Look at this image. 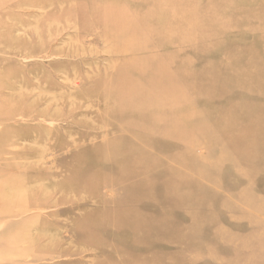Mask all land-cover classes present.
<instances>
[{
	"label": "rangeland",
	"instance_id": "obj_1",
	"mask_svg": "<svg viewBox=\"0 0 264 264\" xmlns=\"http://www.w3.org/2000/svg\"><path fill=\"white\" fill-rule=\"evenodd\" d=\"M263 26L264 0H0V264H264Z\"/></svg>",
	"mask_w": 264,
	"mask_h": 264
},
{
	"label": "bare ground",
	"instance_id": "obj_2",
	"mask_svg": "<svg viewBox=\"0 0 264 264\" xmlns=\"http://www.w3.org/2000/svg\"><path fill=\"white\" fill-rule=\"evenodd\" d=\"M218 1H219V0H218ZM221 1H223V0H221ZM225 1H226V0H225ZM227 1H229V0H227ZM235 2H236V0H235ZM237 3H238V1H237ZM224 4H226V3H223L222 6H224ZM231 4H232V3H231ZM252 5H254V4H252ZM226 6H228V5L226 4V5L224 6V8H225ZM230 6H231V5H230ZM234 6H237V5H234ZM233 8H234V7H233ZM237 8H238V7H237ZM222 9H223V8H222ZM227 9H228V8H227ZM227 9H226V10H227ZM230 9H232V8H230ZM234 9H235V8H234ZM224 10H225V9H224ZM232 10H233V9H232ZM222 11H223V10H222ZM222 11H221V14H222ZM229 11H230V10H229ZM235 11H236V10H235ZM233 12H234V11H233ZM223 13H224V12H223ZM258 13H259V12H258ZM225 15H226V14H225ZM229 15H230V14H229ZM258 16H259V15H258ZM247 17H248V16H247ZM249 18H250V17H248V19H249ZM251 18H252V17H251ZM256 19H257V18H256ZM160 20H161V19H160ZM251 20H252V19H251ZM258 20H259V18H258ZM236 21H237V20H236ZM244 21H245V20H244ZM262 21H263V20H262ZM156 23H158V22H156ZM156 23H155V24H156ZM159 23H160V22H159ZM162 23H163V22H162ZM162 23H161V24H162ZM244 23H245V22H244ZM256 23H257V22H256ZM256 23H255V24H256ZM155 24H154V25H155ZM240 24H241V22H240ZM258 24H259V23H258ZM173 25H174V24H173ZM251 25H252V24H251ZM159 26H160V25H159ZM240 26H241V25H240ZM242 26H243V25H242ZM153 27H154V26H153ZM250 27H252V26H250ZM263 27H264V26H263ZM173 28H174V26H173ZM173 28H172V31H173ZM175 28H176V26H175ZM257 28H258V27H257ZM252 29H253V28H252ZM255 29H256V28H255ZM260 29H261V28H260ZM160 30H162V29H160V27H159V32H160ZM174 32H175V30H174L173 32H171V33H174ZM146 33H149V32H146ZM160 33H163V32H160ZM160 33H159V34H160ZM175 33H176V32H175ZM183 33H185V32H183ZM186 33H187V32H186ZM186 33H185V35H186ZM168 34H169V33H168ZM145 35H146V34H145ZM165 35H166V34H165ZM117 36H118V35H117ZM147 36H148V35H147ZM147 36H146V37H147ZM175 36H176V37H180V36H177V34H175ZM188 36H189V35H188ZM149 37H150V34H149ZM186 37H187V36H186ZM97 38H98V37H97ZM97 38H95V39H97ZM127 38H128V37H127ZM142 38H143V37H142ZM187 38H188V37H187ZM189 38H190V37H189ZM197 38H198V37H197ZM89 39H90V38H89ZM144 39H145V38H144ZM156 39H157V38H156ZM172 39H173V38H172ZM176 39H178V38H176ZM120 40H121V39H120ZM125 40H126V37H125ZM188 40H189V39H188ZM92 41H93V40H92ZM131 41H132V40H131ZM131 41H130V43H131ZM133 41L137 42L136 39H134ZM139 41H140V39H139ZM142 41H143V40H142ZM144 41H145V40H144ZM165 41H166V40H165ZM102 42H103V41H102ZM121 42H122V41H121ZM123 42H124V41H123ZM128 42H129V40H128ZM128 42H127V43H128ZM145 42H146V41H145ZM199 42H200V41H199ZM146 43H147V42H146ZM146 43H145V44H146ZM159 43H160V42H159ZM162 43H163V42H162ZM171 43H172V42H171ZM137 44H138V43H137ZM145 44H144V45H145ZM149 44H151V42L148 43V45H149ZM129 45H130V44H129ZM139 45H140V44H139ZM146 45H147V44H146ZM151 45H152V44H151ZM98 46H99V45H98ZM107 46H108V45H107ZM109 46H110V45H109ZM114 46H115V45H114ZM140 46H141V45H140ZM140 46H138V47L140 48ZM123 47H124V45H123ZM135 47H136V45H135ZM141 47H142V46H141ZM149 47H150V46H149ZM149 47H147V48H149ZM173 47H174V46H173ZM250 47H251V46H250ZM250 47H248V48H250ZM255 47H256V46H255ZM118 48H119V47H118ZM120 48L122 49V47H120ZM168 48H169V47H168ZM175 48H176V47H175ZM115 49H116V48H115ZM115 49H114V51H115ZM132 49H133V48H132ZM136 49H137V48H136ZM169 49H170V48H169ZM176 49H177V48H176ZM252 49H254V48H252ZM130 50H131V48H130ZM133 50H134V49H133ZM141 50H142V48H141V49H138L137 52H139V51L142 52ZM147 50H148V49H147ZM167 50H168V49H167ZM255 50H257V49H255ZM112 51H113V48H112ZM122 51H123V50H122ZM148 51H149V50H148ZM161 51H162V50H161ZM205 51H206V50H205ZM244 51H245V50H244ZM246 51H247V50H246ZM115 52H116V51H115ZM118 52H119V51H118ZM123 52H124V51H123ZM134 52H135V51H133V54H134ZM146 52H147V51H146ZM149 52H150V51H149ZM152 52H154V51H152ZM257 52H258V51H257ZM156 53H157V52H156ZM165 53H167L166 50H165ZM171 53H175V51H174V52H171ZM185 53H186V52H185ZM185 53H184V54H185ZM203 53H204V52H203ZM229 53H231V52H229ZM229 53H227V54H229ZM236 53H237V52H236ZM241 53H242V52H241ZM131 54H132V53H131ZM135 54H136V52H135ZM137 54H138V53H137ZM152 54H153V53H152ZM152 54H151V55H152ZM159 54H160V52H159ZM184 54L182 55V57L184 56ZM187 54H188V52H187ZM191 54H192V52H191ZM204 54H206V53H204ZM237 54H238V53H237ZM242 54H243V53H242ZM160 55H161V54H160ZM167 55H170V54L167 53ZM174 55H175V54H174ZM185 55H186V54H185ZM200 55H201V54H200ZM235 55H236V54H235ZM172 56H173V55H171V60H172ZM175 56H176V57H174V58H177V55H175ZM180 56H181V55H180ZM180 56H178V57H180ZM196 56H197V55H196ZM196 56H195V57H196ZM229 56H230V55H229ZM231 56H233V55H231ZM238 56H239V55H238ZM155 57H156V56H154V58H155ZM182 57H181V58H182ZM189 57H190V55H189ZM233 57H236V56H233ZM181 58H180V60H182ZM187 58H188V57H187ZM224 58H226V57H224ZM150 59H151V58H150ZM147 60H148V59H147ZM183 60H184V59H183ZM202 60H203V59H202ZM232 60H235V59L233 58ZM232 60H231V61H232ZM252 60H253V59H252ZM131 61H132V60H131ZM174 61H175V60H174ZM141 62H142V61H141ZM150 62H151V61H150ZM232 62H233V61H232ZM234 62H235V61H234ZM242 62H243V61H242ZM251 62H252V61H251ZM257 62H258V61H257ZM133 63H135V62H133ZM197 63H198V61H197ZM211 63H212V62H211ZM254 63H256V62H254ZM144 64H145V63H143V66H144ZM173 64H174V63H173ZM176 64H177V63H175V65H176ZM183 64H185V63L183 62ZM206 64H207V63H206ZM212 64H214V63H212ZM236 64H237V63H236ZM137 65H138V64H137ZM166 65H167V63H166ZM178 65H180V64H179V60H178ZM187 65H189V64H186V67H188ZM209 65H210V63H209ZM232 65H233V64H232ZM129 66H130V65H129ZM140 66H141V65H140ZM145 66H146V65H145ZM176 66H177V65H176ZM254 66H255V65H254ZM262 66H263V65H262ZM151 67H153V66H151ZM164 67L167 69L168 66H167V67L164 66ZM181 67L183 68L182 65H181ZM197 67L200 68L199 66H197ZM207 67H208V65H207ZM207 67H206V68H207ZM210 67H211V66H210ZM136 68H137V67H136ZM140 68H141V67H139L138 70H140ZM147 68H148V67H147ZM169 68H170V67H169ZM177 68H180V67L177 66ZM204 68H205V67H204ZM253 68H255V67H253ZM134 69H135V68H134ZM141 69H143V68H141ZM162 69H163V68H162ZM215 69H216V68H215ZM246 69H247V68H246ZM260 69H261V68H260ZM262 69H263V68H262ZM111 70H112V69H111ZM127 70H129V68H128ZM147 70H148V69H147ZM147 70H146V71H147ZM151 70H152V69H151ZM151 70H150V71H151ZM204 70H205V69H204ZM250 70H251V69H250ZM141 71H142V70H141ZM141 71H140V73H141ZM164 71H165V70H164ZM168 71H170V70H168ZM188 71H189V69L187 70V72H188ZM191 71H192V70H191ZM199 71H200V69H199ZM202 71H203V70H202ZM215 71H216V70H215ZM248 71H249V68H248L247 72H248ZM261 71H262V70H261ZM263 71H264V70H263ZM126 72H127V71H126ZM182 72H183V70H182ZM200 72H201V71H200ZM206 72H207V71H206ZM252 72H253V71H252ZM254 72H255V71H254ZM258 72H259V71H258ZM258 72H256V73L258 74ZM140 73H139V74H140ZM170 73H171V72H170ZM170 73H169V75H167V76H170ZM204 73H205V72H204ZM215 73H216V72H215ZM217 73H218V72H217ZM242 73H243V75H244V72H242ZM248 73H249V72H248ZM259 73H260V72H259ZM262 73H264V72H262ZM157 74H158V73H157ZM157 74H156V75H157ZM166 74H167V73H166ZM183 74H184V73H183ZM240 74H241V73H240ZM245 74H247V73H245ZM250 74H251V73H250ZM254 74H255V73H254ZM132 75H133V74H132ZM188 75H189V74H188ZM229 75H230V74H229ZM241 75H242V74H241ZM243 75H242V76H243ZM259 75H261V74H259ZM157 76H158V75H157ZM157 76H156V77H157ZM173 76H174V75H173ZM173 76H172V77H173ZM175 76H176V75H175ZM199 76H200V75H199ZM208 76H209V75H208ZM214 76H215V75H214ZM244 76H245V75H244ZM132 77H133V76H132ZM135 77H136V76H135ZM152 77H153V76H151V78H152ZM180 77H181V76H180ZM197 77H198V76H197ZM197 77H196V79H197ZM204 77H205V76H204ZM245 77H246V76H245ZM130 78H131V77H130ZM174 78H175V77H174ZM200 78H201V77H200ZM230 78H231V77H230ZM75 79H76V78H75ZM126 79H127V77H126ZM153 79H154V78H153ZM164 79H165V77H164ZM168 79H169V78H168ZM178 79H179V78H178ZM242 79H243V77H242ZM250 79H251V78H250ZM124 80H125V79H124ZM205 80H206V77H205ZM205 80H203V81H205ZM207 80H208V79H207ZM258 80H259V79H258ZM258 80H257V81H258ZM133 81H134V80H133ZM133 81H132V82H133ZM151 81H154V82H155V80H151ZM168 81H169V80H168ZM168 81H167V82H168ZM179 81H180V80H179ZM195 81H196V80H195ZM198 81H199V78H198ZM208 81H209V80H208ZM231 81H232V80H231ZM244 81H245V80H244ZM177 82H178V80H177ZM196 82H197V81H196ZM206 82H207V81H206ZM95 83H96V82H95ZM126 83H128V82H126ZM147 83H148V81H147ZM158 83H159V82H158ZM170 83H172V80H171ZM178 83H179V82H178ZM188 83H189V82H188ZM138 84H139V82H138ZM141 84H142V83H141ZM156 84H157V83H156ZM164 84H166V83H164ZM244 84H245V82H244ZM131 85H132V84H131ZM157 85H160V84H157ZM157 85H156V86H157ZM194 85H196V84H193V86H194ZM208 85H209V84H208ZM254 85H255V84H254ZM128 86H129V84H128ZM133 86H135V85H133ZM152 86H154V85H152ZM167 86H168V85H167ZM169 86H170V85H169ZM171 86H172V85H171ZM188 86H189V85H188ZM131 87H132V86H131ZM136 87H137V86H136ZM164 87H165V86H164ZM195 87H196V86H195ZM140 88H141V87H140ZM150 88H151V87H150ZM162 88H163V87H162ZM187 88H188V87H187ZM201 88H202V87H201ZM220 88H221V87H220ZM246 88H247V87H246ZM158 89H159V88H158ZM170 89H171V88H170ZM184 89H185V88H184ZM194 89H195V88H194ZM206 89H207V88H206ZM129 90H130V88H129ZM132 90H133V89H132ZM132 90H130V91H132ZM152 90H153V89H152ZM160 90L162 91V89H160ZM181 90H182V89H181ZM199 90H201V89H199ZM148 91H149V90H148ZM158 91H159V90H158ZM188 91H189V89H188ZM195 91H196V90H195ZM203 91H204V90H203ZM217 91H218V90H217ZM258 91H260V90H258ZM164 92H165V91H164ZM167 92H168V91H167ZM167 92H166V93H167ZM186 92H187V91H186ZM196 92H197V91H196ZM209 92H210V91H209ZM219 92H221V91H219ZM138 93H139V92H138ZM138 93H137V96H138ZM142 93H143V92H142ZM145 93H146V92H145ZM149 93H150V92H149ZM157 93H158V92H157ZM198 93H200V92H198ZM205 93H206V92H205ZM254 93H255V92H254ZM127 94H128V93H127ZM150 94H151V93H150ZM150 94H148V95H150ZM181 94H183V93H181ZM181 94H180V95H181ZM187 94H188V93H187ZM203 94H204V93H203ZM216 94H217V93H216ZM242 94H243V93H242ZM252 94H253V93H252ZM129 95H130V94H129ZM156 95H157V94H156ZM161 95H162V93H161ZM196 95H197V94H196ZM199 95H201V93H200ZM206 95H207V94H206ZM127 96H128V95H127ZM135 96H136V95H135ZM159 96H160V95H159ZM168 96H169V95H168ZM173 96H174V95H173ZM256 96H257V95H256ZM139 97H140V96H139ZM162 97H163V96H162ZM162 97H161V98H162ZM187 97H188V96H187ZM191 97H192V96H191ZM196 97H197V96H196ZM199 97H200V96H199ZM207 97H208V96H207ZM220 97H221V95H220ZM193 98H194V97H193ZM108 99H109V98H108ZM149 99H150V97H149ZM166 99H168V98H166ZM207 99H208V98H207ZM207 99H206V100H207ZM216 99H217V98H216ZM218 99L220 100L221 98H218ZM102 100H103V99H102ZM150 100L152 101V97H151ZM153 100H154V99H153ZM155 100H156V99H155ZM173 100H177V99H173ZM210 100H212V99H210ZM214 100H215V99H214ZM225 100H228V98L225 99ZM156 101H157V100H156ZM156 101H155V102H156ZM243 101H245V100H243ZM107 102H108V101H107ZM153 102H154V101H153ZM155 102H154V103H155ZM171 102H172V101H171ZM214 102H215V101H214ZM227 102H228V101H226V103H227ZM108 104H109V103H108ZM112 104H113V102H112ZM114 104H115V103H114ZM134 104H135V103H134ZM173 104H175V103H173ZM140 105H141V103H140ZM143 105H144V103H143ZM157 105L159 106V103H158ZM161 105H163V104H161ZM192 105H193V103H192ZM218 105H219V104H217V106H218ZM113 106H114V105H113ZM145 106H146V105H145ZM152 106H153V105H152ZM165 106H166V105H165ZM175 106H177V104H175ZM181 106H182V105H181ZM184 106H188V104H187V105L185 104ZM190 106H191V105H190ZM219 106H221V105H219ZM166 107H167V106H166ZM178 107H179V106H178ZM101 108H102V107H101ZM138 108H139V107H138ZM138 108H137V109H138ZM141 108H142V107H141ZM153 108H154V106H153ZM175 108H176V107H175ZM221 108H222V107H221ZM107 109H108V108H107ZM110 109H111V107H110ZM142 109H143V108H142ZM154 109H156V108H154ZM192 109H193V108H192ZM194 109H195V108H194ZM215 109H217V107H216ZM150 110H151V109H150ZM173 110H174V109H173ZM173 110H172V111H173ZM198 110H199V109H198ZM205 110H207V109H205ZM102 111H103V110H102ZM111 111H112V110H111ZM186 111H187V110H186ZM186 111H185V112H186ZM106 112H107V110H106ZM141 112H142V111H141ZM164 112H165V111H164ZM189 112H190V111H189ZM193 112H194V111H193ZM198 112H199V111H198ZM151 113H152V112H151ZM199 113H200V112H199ZM206 113H207V112H206ZM104 114H105V113H104ZM166 114H167V113H166ZM174 114H175V113H174ZM178 114L181 115V114L179 113V111H178ZM214 114H215V113H214ZM99 115H100V113H99ZM107 115H108V114H107ZM149 115H150V114H149ZM153 115H154V114H153ZM101 116H104V115H101ZM101 116H100V117H101ZM165 116H166V115H165ZM172 116H173V115H172ZM176 116H177V115H176ZM185 116H187V114H185ZM193 116H194V115H193ZM212 116H213V115H212ZM216 116H217V115H216ZM108 117H109V116H108ZM141 117H142V115H141ZM146 117H147V116H146ZM153 117H154V116H153ZM187 117H188V116H187ZM195 117H197V116H195ZM198 117H199V116H198ZM96 118H97V117H96ZM106 118H107V116H106ZM106 118H105V119H106ZM142 118H143V117H142ZM147 118H148V117H147ZM149 118H150V117H149ZM209 118H210V116H209ZM170 119H172V118H170ZM96 120H97V119H96ZM98 120H99V118H98ZM110 120H111V119H110ZM173 120H174V119H173ZM179 120H180V118H179ZM185 120H186V119H184V122H185ZM190 120H191V119H190ZM91 121H92V120H91ZM99 121H100V120H99ZM153 121H154V119H153ZM175 121H176V120H175ZM204 121H205V120H203V123H204ZM86 122H87V121H86ZM94 122H95V121H94ZM115 122H116V121H115ZM158 122H159V121H158ZM171 122H172V121H171ZM177 122H178V121H177ZM190 122L192 123V120H191ZM193 122H194V121H193ZM107 123H108V122H107ZM148 123H149V122H148ZM150 123H151V122H150ZM161 123H163V122H161ZM161 123H160V124H161ZM168 123H170V122L168 121ZM191 123H190V124H191ZM261 123L263 124V122H261ZM154 124H155V123H154ZM164 124H165V122H164ZM166 124H167V123H166ZM190 124H189V126H192V125H190ZM253 124H254V123H252L251 125H253ZM262 124H260V125H262ZM100 125H101V123H100ZM100 125H99V126H100ZM108 125H109V124H108ZM173 125H174V124H173ZM162 126H163V125H162ZM150 127H151V126H150ZM158 127H159V126H158ZM175 127H176V126H175ZM192 127H193V126H192ZM194 127H195V126H194ZM203 127H204V126H203ZM251 127H252V126H251ZM146 128H147V127H146ZM166 128H167V127H166ZM189 128H190V127H189ZM248 128H250V127H248ZM158 129H159V128H158ZM173 129H174V128H173ZM173 129H172V131H173ZM176 129H177V127H176ZM176 129H174V130H176ZM192 129H193V128H192ZM228 129H229V128H228ZM156 130H157V129H156ZM190 130H191V129H190ZM230 130H233V129H230ZM141 131H142V130H141ZM195 131H196V130H195ZM205 131H206V130H205ZM251 131H252V130H251ZM209 132H210V131H209ZM209 132H208V133H209ZM249 132H250V131H248L247 134H248ZM258 132H259V131H258ZM136 133H137V132H136ZM205 133H206V132H205ZM205 133H204V135H205ZM148 134H149V133H148ZM148 134H147V135H148ZM159 134H160V133H159ZM167 134H168V133H167ZM169 134H170V133H169ZM169 134H168V135H169ZM201 134H202V133H201ZM206 134H207V133H206ZM243 134H245V133H243ZM255 134H257V133L255 132ZM130 135H131V134H130ZM168 135H167V136H168ZM175 135H176V134H175ZM186 135H187V134H186ZM227 135H229L228 132H227ZM253 135H254V134H253ZM111 136H112V135H111ZM140 136H141V135H140ZM142 136H144V135H142ZM167 136H166V137H167ZM170 136H171V134H170ZM172 136H173V135H172ZM205 136H206V135H205ZM256 136H257V135H256ZM151 137H152V136H151ZM157 137H158V135H157ZM161 137H162V136H161ZM166 137H164V138H166ZM241 137H242V136H241ZM248 137H250V135H249V136L247 135V138H248ZM251 137H252V136H251ZM133 138H134V137H133ZM141 138H142V137H141ZM154 138H155V137H154ZM158 138H159V137H158ZM195 138H196V137H195ZM199 138H200V137H199ZM206 138H207V137H206ZM206 138H205V140H208V139H206ZM227 138H228V136H227ZM227 138H226V139H227ZM263 138H264V137H263ZM120 139H121V137H120ZM167 139H168V138H167ZM170 139H172V138L170 137ZM260 139H261V138H260ZM155 140H156V139H155ZM187 140H188V139H187ZM201 140H203V139H201ZM224 140H225V139H224ZM123 141H124V140H123ZM137 141H138V140H137ZM173 141H175V140H173ZM198 141H199V140H198ZM250 141H251V140H250ZM256 141H257V140H256ZM259 141H260V140H259ZM175 142H176V141H175ZM179 142H181V141H179ZM202 142H203V141H202ZM263 142H264V141H263ZM139 143H140V141H139ZM173 143H174V142H173ZM184 143H185V142H184ZM187 143H188V142H187ZM207 143H208V142H207ZM227 143H228V142H227ZM227 143H226V144H227ZM241 143H242V142H241ZM241 143H240V144H241ZM245 143L247 144V142H245ZM149 144H150V143H149ZM153 144H155V143H153ZM208 144H209V143H208ZM256 144H257V143H256ZM85 145H86V144H85ZM176 145H178V143H177ZM183 145H184V144H183ZM254 145H255V143H254ZM128 146H129V145H128ZM135 146H136V145H135ZM151 146H152V145H151ZM154 146H155V145H154ZM154 146H153V147H154ZM184 146H185V145H184ZM223 146H224V145H223ZM237 146H238V145H237ZM225 147H226V146H225ZM154 148H155V147H154ZM182 148H183V146H182ZM184 148H185V147H184ZM187 148H188V145H187ZM256 148H257V147H256ZM135 149H136V148H135ZM145 149H147V148L145 147ZM180 149H181V148H180ZM188 150H189V149H188ZM141 151H142V150H141ZM146 151L148 152V151H151V150L149 149V150H146ZM146 151H145V152H146ZM177 151H178V150H177ZM182 151H183V150H182ZM223 151H224V150H223ZM227 151H228V150H227ZM253 151H254V150H253ZM165 152H166V151H165ZM178 152H179V151H178ZM208 152H210V151H208ZM211 152H213V151H211ZM38 153H39V152H38ZM38 153H37V154H38ZM161 153H163V152H161ZM173 153H174V152H173ZM181 153H182V152H180L179 154H181ZM223 153H224V152H223ZM233 153H234V152H233ZM244 153H245V152H244ZM21 154H22V153H21ZM41 154L43 155L42 152H41ZM121 154H123V153H121ZM158 154H159V153H158ZM170 154H171V153H170ZM185 154H186V153H185ZM228 154H229V153H228ZM248 154H249V153H248ZM22 155H23V154H22ZM126 155H127V153H126L125 155H123V156L125 157ZM145 155H148V154L145 153ZM145 155H144V157H146ZM150 155H151V154H150ZM162 155H163V154H162ZM171 155H172V154H171ZM244 155H245V154H244ZM246 155H247V154H246ZM35 156H36V155H35ZM152 156H153V155H152ZM155 156H156V155H155ZM159 156H160V154H159ZM164 156H166V155H164ZM226 156H227V155H226ZM226 156H225V157H226ZM248 156H249V155H248ZM253 156H254V155L252 154V157H253ZM18 157H19V156H18ZM18 157H17V158H18ZM142 157H143V155H142ZM161 157H162V156H161ZM167 157H169V156L167 155ZM228 157H229V156H228ZM241 157H242V156H241ZM130 158H131V157H130ZM130 158H129V160H130ZM162 158H163V157H162ZM164 158H165V157H164ZM171 158H172V157H171ZM186 158H187V157H186ZM188 158H189V157H188ZM207 158H208V157H207ZM246 158H247V157H246ZM246 158H245V159H246ZM35 159H37V157H35ZM39 159H41V158H39ZM39 159H38V161H39ZM120 159H121V158H120ZM123 159H124V158H123ZM127 159H128V158H127ZM132 159H133V158H132ZM147 159H148V158H147ZM150 159H151V158H150ZM160 159H161V158H160ZM165 159H166V158H165ZM209 159H210V158H209ZM229 159H231V158H229ZM109 160H110V159H109ZM134 160H135V159H134ZM151 160H152V159H151ZM161 160H163V159H161ZM179 160H180V159H179ZM179 160H178V161H179ZM248 160H249V159H248ZM250 160H251V159H250ZM44 161H45V160H44ZM53 161H54V160H53ZM140 161H141V160H140ZM154 161H155V160H154ZM175 161H176V158H175ZM181 161H182V160H181ZM55 162H56V160H55ZM119 162H120V161H119ZM127 162H131V160H130V161L127 160ZM182 162H183V161H182ZM182 162H181V163H182ZM187 162H188V161H187ZM235 162H236V161H235ZM237 162H238V161H237ZM251 162H252V161H251ZM131 163H132V162H131ZM135 163H136V162H135ZM163 163H164V162H163ZM172 163H173V160H172ZM175 163H176V162H175ZM175 163H174V165H175ZM183 163H184V162H183ZM207 163H208V162H207ZM224 163H225V162H224ZM228 163H230V162H228ZM43 164H44V163H43ZM43 164H42V165H43ZM51 164H52V163H51ZM113 164H114V163H113ZM119 164H120V163H119ZM119 164H118V165H119ZM239 164H240V162H239ZM243 164H244V161H243ZM45 165H46V164H45ZM49 165H50V164H49ZM111 165H112V164H111ZM114 165H115V164H114ZM135 165H136V164H135ZM152 165H154V164H152ZM159 165H161V164H159ZM164 165H165V163H164ZM179 165H181V164H179ZM184 165H185V164H184ZM190 165H191V164H190ZM203 165H205V164H203ZM233 165H234V164H233ZM251 165H253V164H251ZM43 166H44V165H43ZM101 166H102V165H101ZM133 166H134V165H133ZM169 166H170V164H169ZM196 166H197V165H196ZM243 166H244V165H243ZM115 167H116V166H115ZM129 167H130V166H129ZM154 167H155V165H154ZM159 167H161V166H159ZM165 167H166V166H165ZM177 167H179V166L177 165ZM177 167L175 166L176 169H177ZM233 167H234V166H233ZM241 167H242V166H241ZM77 168H78V167H77ZM105 168H106V170H107V167H105ZM123 168H124V167H123ZM126 168H128V167H126ZM130 168H132V166H131ZM152 168H153V167H152ZM152 168H150V170H151ZM155 168H156V167H155ZM162 168H164V167H162ZM180 168H181V166H180ZM195 168H196V167H195ZM244 168H247V167H244ZM51 169H52V168H51ZM54 169H55V168H54ZM124 169H125V168H124ZM124 169H123V172H124ZM168 169H169V168H168ZM170 169H171V168H170ZM202 169H205V168H202ZM207 169H208V168H207ZM95 170H97V169H95ZM154 170H155V169H154ZM156 170H157V169H156ZM156 170H155V171H156ZM183 170H184V169H183ZM183 170H182V172H183ZM186 170H187V169H185L184 171H186ZM195 170H196V169H195ZM197 170H199V169H197ZM197 170H196V171H197ZM208 170H209V169H208ZM237 170H238V169H237ZM53 171H54V170H53ZM53 171H52V172H53ZM110 171H113V170H110ZM110 171H109V172H110ZM120 171H121V170H120ZM120 171H119V173H120ZM125 171H126V169H125ZM152 171H153V170H152ZM152 171H151V172H152ZM175 171H176V170H175ZM189 171H190V170H189ZM196 171H194V172L196 173ZM200 171H202V170H200ZM242 171H244V170L242 169ZM96 172H97V171H96ZM123 172H122V173H123ZM144 172H145V171H144ZM167 172H169V171L167 170ZM205 172H209V171H205ZM240 172H241V171H240ZM240 172H239V173H240ZM246 172H252V171H246ZM141 173H143V171H142ZM145 173H147V172H145ZM190 173H191V172H190ZM243 173H245V172H243ZM51 174H53V173H51ZM54 174H55V173H54ZM149 174H150V173H149ZM170 174H171V172H170ZM170 174H168V175H170ZM183 174H184V172H183ZM193 174H194V173H193ZM197 174H198V172H197ZM197 174H196V175H197ZM241 174H242V173H241ZM241 174H240V175H241ZM247 174H249V173H247ZM252 174H253V173H252ZM32 175H33V174H32ZM46 175H47V174H46ZM115 175H118V174H115ZM133 175H135V174H133ZM187 175H188V173H187ZM249 175H250V174H249ZM121 176H122V175H121ZM124 176H125V175H124ZM166 176H167V175H166ZM185 176H186V175H185ZM192 176H193V175H192ZM197 176H198V175H197ZM197 176H195V177H197ZM125 177H126V176H125ZM135 177H136V176H135ZM145 177H146L147 179L150 178V177L148 178V174H147V176H145ZM195 177H193V178H195ZM71 178H72V177H71ZM127 178H128V177H127ZM127 178H126V180H127ZM249 178H250V176H249ZM122 179H123V178H122ZM128 179H129V178H128ZM250 179H251V178H250ZM120 180H121V179H120ZM126 180H124V181H126ZM130 180H131V179H130ZM149 180H150V179H149ZM149 180H148V182H150ZM170 180H171V179H170ZM252 180H253V179H252ZM71 181H72V180H71ZM101 181H102V180H101ZM128 181H129V180H128ZM116 182H117V181H116ZM132 182H133V181H132ZM140 182H141V181H140ZM183 182H184V181H183ZM187 182H188V181H187ZM252 182H253V181H252ZM129 183H130V182H129ZM141 183H142V182H141ZM150 183H151V182H150ZM168 183H169V182H168ZM170 183H171V181H170ZM51 184H52V183H51ZM91 184H92V183H91ZM116 184H117V183H116ZM126 184H127V183H126ZM131 184H132V183H131ZM180 184H181V183H180ZM187 184H188V183H186L185 185H187ZM250 184H251V183H250ZM135 185H136V184H135ZM170 185H171V184H170ZM154 186H155V185H154ZM180 186H181V185H180ZM180 186H179V187H180ZM172 187H173V186H172ZM172 187H171V189H172ZM120 188H121V187H120ZM174 188H175V187H174ZM89 189H90V188H89ZM92 189H94V188H92ZM114 189H115V188H114ZM121 189H122V188H121ZM189 189H190V188H189ZM192 189H193V188H192ZM119 190H120V189H119ZM119 190H118V191H119ZM176 190H177V189H176ZM245 190H246V189H245ZM245 190H244V191H245ZM91 191H92V190H91ZM134 191H135V190H134ZM190 191H192V190L190 189ZM246 191H247V190H246ZM175 192H177V191H175ZM175 192H174V194H175ZM178 192H179V191H178ZM178 192H177V194L179 195ZM186 192H188L187 194H189V191H186ZM193 192H194V191H193ZM119 193H121V192H118V194H119ZM130 193H131V192H130ZM132 193H134V192H132ZM168 193H169V192H168ZM181 193H182V192H181ZM197 193H198V192H197ZM89 194H92V193L90 192ZM182 194H183V193H182ZM182 194H181V195H182ZM190 194H192V193H190ZM178 195H177V196H178ZM185 196H186V195H185ZM192 196H193V195H192ZM115 197H118V195L115 196ZM178 198H181V197H178ZM189 198H190V197L188 196L187 199H189ZM191 198H192V197H191ZM191 198H190V199H191ZM193 198H194V197H193ZM200 198H201V197H200ZM187 199H186V200H187ZM196 200H197V199H196ZM94 201H95V200H94ZM115 201H116V200H115ZM181 201H184V200H181ZM181 201H180V202H181ZM192 201H193V199H192ZM199 201H200V200H198V202H199ZM202 201H204V200H202ZM173 202H174V201H173ZM109 203H110V201H109ZM176 203H177V202H176ZM182 203H183V202H182ZM193 203H194V201H193ZM200 203H201V202H200ZM235 203H236V202H235ZM197 204H199V203H197ZM197 204H196V205H197ZM205 204H208V203H205ZM205 204H204V205H205ZM220 204H222V203H220ZM220 204H219V205H220ZM115 205H116V204H115ZM177 205H178V204H177ZM177 205H176L175 207H178ZM187 205H190V204H187ZM210 205H211V204H210ZM113 206H114V205H113ZM167 206H168V205H167ZM190 206H191V205H190ZM205 206H206V205H205ZM222 206H223V205H222ZM229 206H230V205H229ZM235 206H236V204H235ZM237 206H240V205H237ZM115 207H116V206H115ZM169 207H170V206H169ZM169 207H168V208H169ZM179 207H180V205H179ZM210 207H211V206H210ZM240 207H243V206H240ZM123 208H124V206H123ZM171 208H172V207H171ZM183 208H184V207H183ZM190 208H191V207H190ZM194 208H196V207H194ZM200 208H202V207H200ZM200 208H197V209H200ZM234 208H235V207H234ZM234 208H233V209H234ZM236 208H237V207H236ZM116 209H119V207H116ZM121 209H122V208H121ZM207 209L209 210L210 208H207ZM228 209H230V208H228ZM237 209H238V208H237ZM125 210H126V209H125ZM127 210H129V209H127ZM130 210H131V209H130ZM134 210H135V209H133V212H134ZM164 210H165V209H164ZM175 210H176V209H175ZM179 210H181V209H179ZM201 210H202V209H201ZM211 210H212V209H211ZM213 210H215V209H213ZM162 211H163V209H162ZM170 211H171V210H170ZM191 211H192V210H190V212H191ZM202 211H203V210H202ZM202 211H201V213L204 212V211H203V212H202ZM206 211H207V210H206ZM136 212H137V211H136ZM166 212H167V211H166ZM190 212H189V214H190ZM230 212H231V211H230ZM7 213H8V212H7ZM164 213H165V211H164ZM131 214H132V213H131ZM131 214H130V215H131ZM134 214H135V213H134ZM134 214H132V215L134 216ZM138 214H139V213H138ZM166 214H167V213H166ZM166 214H165V215H166ZM168 214H170V213H168ZM172 214H173V213H172ZM15 215H16V213H15ZM92 215H93V214H92ZM92 215H91V216H92ZM170 215H171V214H170ZM235 215H236V214H235ZM137 216H138V215H137ZM161 216H162V215H161ZM167 216H168V215H167ZM171 216H172V215H171ZM173 216H174V215H173ZM139 217H141V215H139ZM162 217H163V216H162ZM165 217H166V216H165ZM102 218H103V217H102ZM141 218L143 219V217H141ZM145 218H146V217H145ZM156 218H158V217H156ZM160 218H161V217H160ZM166 218H167V217H166ZM89 219H90V218H89ZM142 219H141V220H142ZM158 219H159V218H158ZM162 219L165 220L164 218H162ZM169 219H170V218H169ZM172 219H173V218H172ZM87 220H88V219H87ZM93 220H95V219L93 218ZM97 220H98V219H97ZM99 220H100V219H99ZM99 220H98V221H99ZM113 220H114V219H113ZM143 220H145V222H146V219H143ZM163 220H162V221H163ZM174 220H176V219H174ZM124 221H125V220H124ZM124 221H123V223H124ZM132 221H133V220H132ZM93 222H94V221H93ZM130 222H131V221H129V224H130ZM138 222H139V221H138ZM140 222L142 223V221H140ZM147 222H148V220H147ZM147 222H146V224L148 225ZM168 222H169V221H168ZM254 222L257 223L258 221H254ZM254 222H252V223L255 224ZM123 223H122V224H123ZM126 223H128V222H126ZM126 223H125V225H127ZM132 223H133V222H132ZM136 223H137V221H136ZM143 223H144V222H143ZM154 223H155V222H154ZM157 223H158V222H157ZM93 224H94V223H93ZM110 224H111V223H110ZM116 224H119V223H116ZM159 224H160V223H158V225H159ZM169 224H172V223L170 222ZM88 225H89V224H88ZM135 225H136V224H135ZM143 225H145V223H144ZM90 226H91V221H90ZM92 226H93V225H92ZM110 226H111V225H110ZM110 226H109V227H110ZM136 226H137V225H136ZM139 226H140V225H139ZM182 226H183V225H182ZM98 227H99V226H98ZM98 227H97V229H98ZM111 227H112V226H111ZM133 227H135V226H133ZM158 227H159V226H158ZM178 227H179V226H178ZM185 227H187V226H185ZM185 227H184V228H185ZM113 228H114V227H113ZM119 228H120V227H119ZM135 228H136V227H135ZM138 228H139V227H138ZM145 228H148V227H146V225H145ZM145 228H144V229H145ZM136 229H137V228H136ZM136 229H135V230H136ZM168 229H169V228H168ZM180 229H181V228H180ZM180 229H179V230H180ZM186 229H187V228H186ZM186 229H184V230H186ZM89 230H90V228H89ZM135 230H133V231H135ZM138 230H139V229H138ZM91 231H92V230H91ZM143 231H144V230H143ZM147 231H149V230H147ZM93 232H94V231H93ZM187 232H188V231H187ZM176 233H177V232H176ZM179 233H180V232H179ZM179 233H177V234H179ZM225 233H227V232H225ZM180 234H181V233H180ZM138 235H139V234H138ZM174 235H175V233H174ZM134 236H135V235H134ZM182 237H183V236H182ZM138 238H139V237H138ZM178 238H179V237H178ZM183 238H184V237H183ZM213 238H214V237H213ZM134 239H136V238H134ZM214 239H215V238H214ZM139 240H140V238H139ZM165 240H166V239H165ZM165 240H164V241H165ZM182 240H183V239H181V241H182ZM134 241H138V239H136V240H134ZM185 241H186V240H185ZM188 241L190 242L191 240H187V242H188ZM143 242H144V241H143ZM177 242H178V241H177ZM189 242H188V243H189ZM136 243H137V242H136ZM140 243H141V242H140ZM173 243H174V242H173ZM190 243H191V242H190ZM144 245H145V244H144ZM184 245H185V244H184ZM189 245H190V244H189ZM206 245H207V244H206ZM206 245H204V246H206ZM180 246H181V245H180ZM181 247H182V246H181ZM223 247H224V246H223ZM223 247H221V248H223ZM189 248H190V247H189ZM180 249H181V248H180ZM184 249H185V248H184ZM187 249H188V248H187ZM241 250H242V249H241ZM238 251H239V250H238ZM238 251H237V254H238ZM243 251H244V249H243ZM235 253H236V252H235ZM170 254L174 255L173 253H170ZM185 254H186V253H185ZM162 255H163V253H162ZM167 255H168V254H167ZM186 255H187V254H186ZM229 255H230V254H229ZM147 256H148V255H147ZM175 256H177V255H175ZM151 257H152V256H151ZM151 257H150V258H151ZM230 257H231V256H230ZM239 257H240V256H239ZM161 259H162V258H161ZM173 259H174V258H173ZM175 259H176V258H175ZM192 259H193V258H192ZM152 260H154V259H152ZM226 260H227V259H226ZM180 261H181V259H180ZM177 262H179V261L177 260ZM188 262H190V261H188ZM157 263H158V262H157ZM173 263H174V262H173ZM186 263H187V262H186ZM239 263H240V261H239ZM169 264H170V263H169ZM176 264H177V263H176ZM178 264H179V263H178ZM181 264H182V263H181ZM230 264H231V263H230ZM233 264H234V263H233Z\"/></svg>",
	"mask_w": 264,
	"mask_h": 264
}]
</instances>
